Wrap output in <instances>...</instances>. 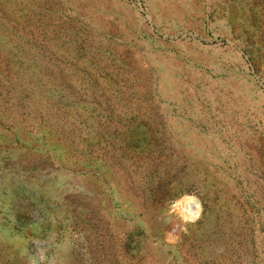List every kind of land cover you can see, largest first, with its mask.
<instances>
[{
  "label": "rangeland",
  "instance_id": "obj_1",
  "mask_svg": "<svg viewBox=\"0 0 264 264\" xmlns=\"http://www.w3.org/2000/svg\"><path fill=\"white\" fill-rule=\"evenodd\" d=\"M0 264H264V0H0Z\"/></svg>",
  "mask_w": 264,
  "mask_h": 264
}]
</instances>
